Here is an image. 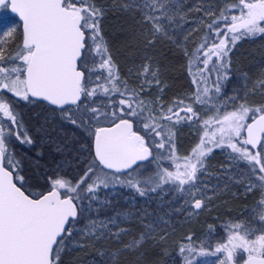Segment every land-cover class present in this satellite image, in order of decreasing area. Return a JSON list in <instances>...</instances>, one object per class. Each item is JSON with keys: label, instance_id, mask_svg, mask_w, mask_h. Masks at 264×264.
I'll return each instance as SVG.
<instances>
[{"label": "snow or ice", "instance_id": "1", "mask_svg": "<svg viewBox=\"0 0 264 264\" xmlns=\"http://www.w3.org/2000/svg\"><path fill=\"white\" fill-rule=\"evenodd\" d=\"M0 264H264V0H0Z\"/></svg>", "mask_w": 264, "mask_h": 264}, {"label": "flooded vegetation", "instance_id": "2", "mask_svg": "<svg viewBox=\"0 0 264 264\" xmlns=\"http://www.w3.org/2000/svg\"><path fill=\"white\" fill-rule=\"evenodd\" d=\"M243 47L255 49V48H257V45L245 44V45H243ZM182 70H183L182 74H184L186 69L182 68ZM181 82L183 84L179 87H176V88L170 87L169 91L166 93V98H171L177 92H186L190 88L191 78L187 74L185 77V81H181ZM230 88H231V86H229V90H230ZM185 138H189V141L191 139L189 129H187V128H184L181 132V145H182V143H185ZM217 158H221L224 160V157L218 151H217L216 155L213 157L212 162L217 161Z\"/></svg>", "mask_w": 264, "mask_h": 264}, {"label": "bare ground", "instance_id": "3", "mask_svg": "<svg viewBox=\"0 0 264 264\" xmlns=\"http://www.w3.org/2000/svg\"><path fill=\"white\" fill-rule=\"evenodd\" d=\"M111 22V21H110ZM110 22L107 24V26H108V30H109V32H111V30H112V28H114V26L111 24V25H109L110 24ZM243 48H245V49H249V50H252L251 48H246V47H243ZM257 59H258V57H257ZM183 63H186V62H184V61H181L179 64H177L176 65V70L174 71V75H173V77H172V79H174L176 76H177V78H179L180 76H181V73H182V68L180 67V64H183ZM170 84V83H169ZM189 143H190V141H189V138H185V143H182V145H181V148H184V147H187L188 145H189ZM181 150H183V149H181ZM223 159H221V158H217V161H213V163L214 164H216L218 161H222ZM249 203H247V205H248ZM245 206V202H241L239 205H238V207H237V210H236V214H240L239 212H238V210L239 209H241V207H244ZM211 222V221H210ZM217 224H219L220 222L219 221H217L216 222Z\"/></svg>", "mask_w": 264, "mask_h": 264}, {"label": "trees", "instance_id": "4", "mask_svg": "<svg viewBox=\"0 0 264 264\" xmlns=\"http://www.w3.org/2000/svg\"><path fill=\"white\" fill-rule=\"evenodd\" d=\"M110 21H108V22H106L107 24L109 23ZM113 25L114 27H116V24L114 23V22H110V24L109 25ZM173 75H174V72L172 73V77H173ZM181 77H179V78H177V76L174 78V79H170L169 80V83H170V87H174V88H176V87H179V86H181L183 83L181 82Z\"/></svg>", "mask_w": 264, "mask_h": 264}, {"label": "rangeland", "instance_id": "5", "mask_svg": "<svg viewBox=\"0 0 264 264\" xmlns=\"http://www.w3.org/2000/svg\"><path fill=\"white\" fill-rule=\"evenodd\" d=\"M185 69H186V70H185V73H184V74L181 73V76H180V77L182 78L181 81H185L186 74L188 75L187 68L185 67ZM193 90H194V89H193ZM184 148H185V147H184ZM182 149H183V148H182ZM245 203H249L248 205L250 206L251 203H252V200L249 199V200H248L247 202H245ZM243 208H244V207H241V209H239L238 212L240 213V212L243 210ZM217 225H219V224H217Z\"/></svg>", "mask_w": 264, "mask_h": 264}]
</instances>
